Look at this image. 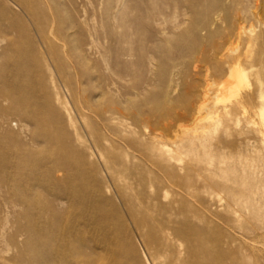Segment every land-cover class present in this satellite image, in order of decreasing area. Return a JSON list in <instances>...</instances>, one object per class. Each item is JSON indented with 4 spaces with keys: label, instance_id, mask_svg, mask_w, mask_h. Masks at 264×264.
Wrapping results in <instances>:
<instances>
[{
    "label": "rangeland",
    "instance_id": "rangeland-1",
    "mask_svg": "<svg viewBox=\"0 0 264 264\" xmlns=\"http://www.w3.org/2000/svg\"><path fill=\"white\" fill-rule=\"evenodd\" d=\"M260 90L264 0H0V264H264Z\"/></svg>",
    "mask_w": 264,
    "mask_h": 264
},
{
    "label": "bare ground",
    "instance_id": "bare-ground-1",
    "mask_svg": "<svg viewBox=\"0 0 264 264\" xmlns=\"http://www.w3.org/2000/svg\"><path fill=\"white\" fill-rule=\"evenodd\" d=\"M55 21V19H53V21L52 22H54ZM54 24V23H53ZM51 29H53V28H51ZM52 32H54V31H52ZM241 29H239L237 32H236V36L237 37H240V35H241ZM250 58H252L251 57V55H249V59ZM239 80L240 79H245V74H236L235 75ZM258 81H261V79H260V77H258ZM3 92V91H2ZM259 94H260V97H262L263 99H264V92L263 91H259ZM259 112V116L258 117H260V119H261V121H262V123H263V128H264V105H263V107L260 109V111H258ZM3 117V116H2ZM40 121H42V119L40 120ZM217 122H219V121H214L213 122V120H212V126H215V124L217 123ZM262 135V134H261ZM264 138V137H263ZM264 143V142H263ZM165 148H167V147H165ZM163 146H161V150L163 151V152H166L167 150L165 149ZM126 205H127V209H128V211H129V214L132 216V213H134V211H135V208L134 207H132L131 205H129V203L128 202H126ZM133 208H134V210H133ZM132 218H133V216H132ZM134 219V222L136 223V224H139V220L137 219V218H133ZM6 225V224H5Z\"/></svg>",
    "mask_w": 264,
    "mask_h": 264
}]
</instances>
